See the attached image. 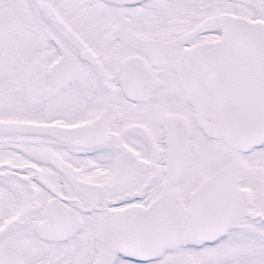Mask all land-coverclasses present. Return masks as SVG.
I'll return each instance as SVG.
<instances>
[{
	"label": "snow or ice",
	"instance_id": "obj_1",
	"mask_svg": "<svg viewBox=\"0 0 264 264\" xmlns=\"http://www.w3.org/2000/svg\"><path fill=\"white\" fill-rule=\"evenodd\" d=\"M0 264H264V0H0Z\"/></svg>",
	"mask_w": 264,
	"mask_h": 264
}]
</instances>
